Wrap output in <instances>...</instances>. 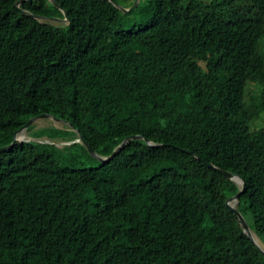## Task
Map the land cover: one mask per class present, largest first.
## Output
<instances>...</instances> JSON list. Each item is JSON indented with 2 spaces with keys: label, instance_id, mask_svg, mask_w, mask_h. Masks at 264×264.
<instances>
[{
  "label": "trees",
  "instance_id": "obj_1",
  "mask_svg": "<svg viewBox=\"0 0 264 264\" xmlns=\"http://www.w3.org/2000/svg\"><path fill=\"white\" fill-rule=\"evenodd\" d=\"M18 1L0 0V147L43 113L106 157L142 137L93 167L0 151V264H264L219 171L264 243V0H56L68 23Z\"/></svg>",
  "mask_w": 264,
  "mask_h": 264
},
{
  "label": "rangeland",
  "instance_id": "obj_2",
  "mask_svg": "<svg viewBox=\"0 0 264 264\" xmlns=\"http://www.w3.org/2000/svg\"><path fill=\"white\" fill-rule=\"evenodd\" d=\"M135 0H123L121 1L122 8L125 10H130L134 6ZM141 0H139L140 3ZM127 12H133V11H127ZM264 44V39H262V42ZM262 51L264 52V48H262ZM264 125V120L259 119L256 122L255 127H260ZM34 128L31 131L23 130L19 133L20 138H23L25 140H32L34 138L38 142H49L53 143L59 148L63 149V151H66V153H71L74 155L77 159V162L75 166L79 167H93L98 164L97 157L92 154L87 146L84 144L83 141H81L78 138L73 139L72 141L66 142L65 139L74 138L73 130L74 128L67 122L63 120L55 119L53 116H47L38 118L33 123ZM46 133L44 136H42L41 140L39 141L38 138L34 136L35 133ZM76 143L75 146L70 147L72 143ZM68 145L69 148L65 149L64 146ZM254 233V232H253ZM254 237L257 241V243L264 249V243L256 236L254 233Z\"/></svg>",
  "mask_w": 264,
  "mask_h": 264
},
{
  "label": "water",
  "instance_id": "obj_3",
  "mask_svg": "<svg viewBox=\"0 0 264 264\" xmlns=\"http://www.w3.org/2000/svg\"><path fill=\"white\" fill-rule=\"evenodd\" d=\"M28 2H31L32 0H27ZM56 6L61 9L64 13V18H61V17H47V16H43V15H36V14H33V13H30L26 10H24L23 8H21V3L23 2L22 0L18 1L15 5L16 7L24 14H28L30 16H33L35 18H38L40 20H51V21H59V22H62V23H68L69 20H70V17H69V14L68 12L62 8V6L56 1V0H52ZM139 4V0H135L134 1V6L130 9V10H125L124 8H122V5L120 3H117V6H119L120 8H122L124 11H131V10H134ZM47 116H53L55 119H58V120H63V119H60L54 115H51V114H48V113H43V114H40L36 117H32L31 119L28 120V122L18 131H16L15 133V137H14V140L11 144L7 145V146H4V147H0V151H5V150H8L10 148H12L14 145H17L18 143L20 142H24V141H30V140H25L23 138H20L19 137V133L23 130H27L29 128L30 125H32L34 123V121H36L38 118H42V117H47ZM142 136H139V135H135V136H131V137H128L126 138L119 146L116 150L113 151V153L110 155V156H102L100 154H98L94 148L91 147V145L86 141L84 140V138L82 136H80V140H83L84 141V144L87 146V148L89 149V151L94 154L101 162L105 163L107 161H110L112 158H114L121 150L122 148L126 145V143L131 140V139H134V138H141ZM39 141H43L41 140V138H38ZM32 140H35L34 138H32ZM149 145H154V143L152 142H148ZM188 152H191L188 150ZM211 167H215L213 164H209ZM219 171L221 173H223L224 175L232 178L233 180H235L238 184L241 185V189L239 190V192L230 197L227 201L230 209L235 213V215L237 216V218L239 219V221L241 222L244 230L249 234L250 238L257 243L254 235L252 234V230L250 229V226L247 222V220L244 218V216L242 215V213L240 212L239 208L237 207V203L239 202L240 200V197H241V194L243 193V191L245 190V180L243 178H241L239 175H236V174H232L226 170H223V169H219ZM258 244V243H257ZM259 248L261 249V251L263 252L264 254V249L258 244Z\"/></svg>",
  "mask_w": 264,
  "mask_h": 264
},
{
  "label": "bare ground",
  "instance_id": "obj_4",
  "mask_svg": "<svg viewBox=\"0 0 264 264\" xmlns=\"http://www.w3.org/2000/svg\"><path fill=\"white\" fill-rule=\"evenodd\" d=\"M20 137V136H19ZM252 234L254 235L253 231H252Z\"/></svg>",
  "mask_w": 264,
  "mask_h": 264
}]
</instances>
